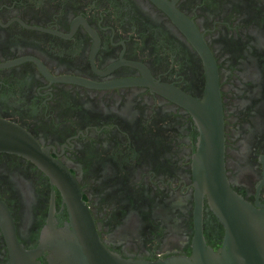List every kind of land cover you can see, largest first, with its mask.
Segmentation results:
<instances>
[{
  "label": "flooded vegetation",
  "instance_id": "af4514ba",
  "mask_svg": "<svg viewBox=\"0 0 264 264\" xmlns=\"http://www.w3.org/2000/svg\"><path fill=\"white\" fill-rule=\"evenodd\" d=\"M215 66L225 173L264 206V0H0V119L77 180L98 234L126 258L192 254L193 156ZM0 201L25 249L68 222L62 194L32 159L0 151ZM202 233L224 228L203 199ZM50 251L38 260L48 264ZM0 224V264H9Z\"/></svg>",
  "mask_w": 264,
  "mask_h": 264
},
{
  "label": "water",
  "instance_id": "95a60500",
  "mask_svg": "<svg viewBox=\"0 0 264 264\" xmlns=\"http://www.w3.org/2000/svg\"><path fill=\"white\" fill-rule=\"evenodd\" d=\"M201 101H187L197 121L200 137L193 156L195 237L192 254L172 255L154 261L126 258L101 240L81 188L68 169L53 158L21 127L0 119V151L14 152L36 162L59 188L68 222L56 232L49 246L25 249L18 242L12 216L0 201V224L7 242L9 264H42L37 258L49 250L48 264H264V206L247 202L230 186L225 173L224 124L215 66L208 62ZM223 225L224 240L217 250L202 233L203 199Z\"/></svg>",
  "mask_w": 264,
  "mask_h": 264
}]
</instances>
